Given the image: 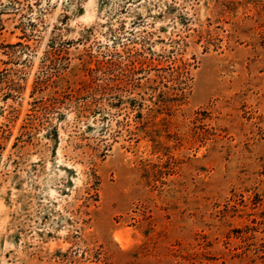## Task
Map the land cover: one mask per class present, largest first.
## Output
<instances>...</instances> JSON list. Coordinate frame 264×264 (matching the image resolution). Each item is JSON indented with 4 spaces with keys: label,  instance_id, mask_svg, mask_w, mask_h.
Instances as JSON below:
<instances>
[{
    "label": "rangeland",
    "instance_id": "rangeland-1",
    "mask_svg": "<svg viewBox=\"0 0 264 264\" xmlns=\"http://www.w3.org/2000/svg\"><path fill=\"white\" fill-rule=\"evenodd\" d=\"M0 264H264V0H0Z\"/></svg>",
    "mask_w": 264,
    "mask_h": 264
}]
</instances>
